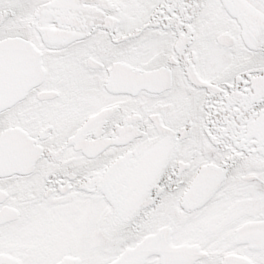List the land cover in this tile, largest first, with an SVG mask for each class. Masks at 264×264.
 Listing matches in <instances>:
<instances>
[{"label": "snow or ice", "instance_id": "snow-or-ice-1", "mask_svg": "<svg viewBox=\"0 0 264 264\" xmlns=\"http://www.w3.org/2000/svg\"><path fill=\"white\" fill-rule=\"evenodd\" d=\"M0 264H264V0H0Z\"/></svg>", "mask_w": 264, "mask_h": 264}]
</instances>
